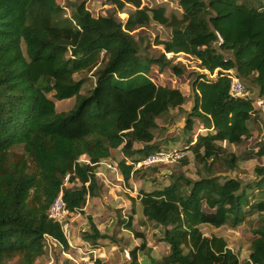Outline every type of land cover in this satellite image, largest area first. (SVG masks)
I'll return each instance as SVG.
<instances>
[{"label": "trees", "instance_id": "16d2710c", "mask_svg": "<svg viewBox=\"0 0 264 264\" xmlns=\"http://www.w3.org/2000/svg\"><path fill=\"white\" fill-rule=\"evenodd\" d=\"M107 1L118 12L134 10L122 22L93 15L88 1L74 3L71 17H63L57 0H0V264H36L46 255L48 236L69 249L48 211L63 189L69 210L82 213L88 198L97 196L99 164L115 162L125 183L145 169L135 170L127 159L157 152V119L186 103L180 89L155 83L152 67H159V75L166 68L180 77L183 69L172 62L179 55L194 58L211 75L217 71V78L195 77L186 122L187 132H193V118L205 130L184 147L205 173L196 179L171 174L168 185L138 197L144 217L164 230L161 241L170 254L161 262L264 264V220L243 261L223 237L206 236L201 228L239 227L251 213L264 216V164L255 167L254 183L214 171L217 163L234 171L241 159H264V143L242 157L230 150L251 139L250 122L258 120L259 109L257 100L231 96L226 73L234 70L264 102V0H178L180 16L168 15L160 2ZM152 22L171 29L172 37L156 41L162 57L142 59L133 32ZM85 72L96 78L88 94L81 93L86 79H75ZM70 99L74 108L58 113L56 102ZM16 147L24 154L11 163ZM68 175L78 187L63 188ZM135 215L133 206L123 225L140 237ZM87 219L83 240L96 247L108 236ZM138 250L132 253L135 264Z\"/></svg>", "mask_w": 264, "mask_h": 264}, {"label": "rangeland", "instance_id": "374dc122", "mask_svg": "<svg viewBox=\"0 0 264 264\" xmlns=\"http://www.w3.org/2000/svg\"><path fill=\"white\" fill-rule=\"evenodd\" d=\"M82 1H88L89 10L93 15H108L122 22H125L129 13L134 10L128 7L123 12H118L116 6L107 0H57L58 4L64 8L63 17H71L73 14L72 5ZM158 2L161 4L159 5ZM241 2L248 5H258L256 0H241ZM146 3L154 7L157 5L166 7L168 15L175 13L180 16L182 13L178 0H146ZM133 35L138 40L141 58L156 60L164 54V48L156 45V41L170 40L172 30L152 22L146 28L135 30ZM172 62L173 65L183 69L182 76H176L166 68L162 70L163 74L159 75L156 72L159 67L154 65L151 77L157 85L180 89L186 97V103L182 108L171 109L158 118L159 128L154 132L159 147L158 151L186 153L185 145L199 135V127H201L199 120L193 118L194 132L186 131L188 114L194 106V79L197 75L203 74H206L210 79H216L217 71L211 75L208 71L201 69L194 58L185 55L174 57ZM82 78L86 79V83L81 93L88 94L95 87L96 78L92 73L87 72L75 75L77 81ZM248 84L251 99H257L254 87L250 83ZM256 102L259 109L258 120H251L250 122L253 131L251 139L248 143L245 142L230 148V150L235 149L236 155L240 157L245 155L247 151H252L259 143H264V108L261 107L263 101L257 100ZM75 103V99L56 102L57 112H69L74 108ZM23 154L22 147L14 148L11 163L18 161V158ZM186 159L189 161L187 165L180 159L167 165L142 169L140 174L133 177L129 183H125L124 180L118 182L117 178L112 177L110 178L111 183L104 184L103 177H99L97 196L88 198L82 213H73L67 238L69 249L64 250L61 247L60 250L56 244L46 245V255L36 264H135L132 254L135 249H139L137 257L139 264H152V260L156 261V264H162L163 257L170 254L169 245L161 241L164 237V230L144 217L138 197L143 191L151 192L156 188L168 185L170 180L166 177L171 174L175 176L185 175L196 179L199 173H205L204 166L196 165L191 153L187 154ZM258 164H264V159L252 161L241 159L234 171H227L223 163H217L214 171L219 175L237 177L244 183H254L256 181L254 169ZM70 184L71 187H78ZM251 195H253V200H258L260 193L255 191ZM132 198L135 199V202L131 200ZM133 206L136 209L133 225L136 233L141 235L140 237L127 230L123 225V221H126L130 216ZM88 216H91L98 229L108 236L107 239L100 240L96 247L83 240L85 232L89 231ZM263 220V215L251 213L249 219L239 227L228 224L221 229L208 225L201 228L206 236L223 237L229 248L243 261L250 255V244L255 236V231L260 228ZM9 264H20V261L15 259Z\"/></svg>", "mask_w": 264, "mask_h": 264}, {"label": "built area", "instance_id": "2783aa9c", "mask_svg": "<svg viewBox=\"0 0 264 264\" xmlns=\"http://www.w3.org/2000/svg\"><path fill=\"white\" fill-rule=\"evenodd\" d=\"M226 73L228 75V78L231 80V91H230L231 96L234 98H243V99L251 98L246 83L237 75V73L234 70L227 71ZM184 157H186L185 153L178 151H173V152L157 151L137 161L128 158L127 164L134 165L135 170H138L142 168L167 165L174 161L183 159ZM82 161L90 163L89 160L87 159H84ZM112 166L114 165H109V168H112ZM70 179H71L70 175H68L65 178L63 188H70L72 186L70 184L71 183ZM72 184L75 185L74 183ZM88 185L89 183L87 184V186ZM72 216L73 213L69 210L67 204L64 201V191L62 189L57 199L51 205L48 211V217L49 219H51L55 223H58L61 226L64 234L68 238V232L72 221L71 219ZM52 244L60 245L59 243H57L56 240L48 236L46 239V245L51 246Z\"/></svg>", "mask_w": 264, "mask_h": 264}, {"label": "crops", "instance_id": "0c3cea01", "mask_svg": "<svg viewBox=\"0 0 264 264\" xmlns=\"http://www.w3.org/2000/svg\"><path fill=\"white\" fill-rule=\"evenodd\" d=\"M255 100H258V99H255ZM261 107L264 108V102H262L261 104ZM193 109V108H192ZM201 125V124H200ZM194 132V131H193ZM205 130L202 129V126L199 127V133H204ZM250 140V139H249ZM249 140L247 141V143L249 142ZM235 146H233L232 148H234ZM235 151V149H234ZM190 152H186L185 155L187 156V154H189ZM88 160V159H87ZM255 160V159H253ZM252 161V160H251ZM109 165H114L112 166V168H109ZM258 165H263V164H258ZM257 166V165H256ZM96 177H97V180L99 177H103V183L106 184V183H111V180L110 178L114 177V178H117L120 182V181H123V175L121 173V171L117 168L116 166V163L113 162V163H109V162H103L101 164H99L96 172ZM57 248L61 250V245H58L56 244ZM249 258V257H248ZM247 258V259H248ZM247 259H244V260H247ZM39 262V261H38Z\"/></svg>", "mask_w": 264, "mask_h": 264}]
</instances>
